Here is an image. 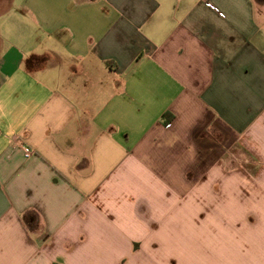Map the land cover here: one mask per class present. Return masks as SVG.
<instances>
[{
    "label": "crops",
    "instance_id": "0c3cea01",
    "mask_svg": "<svg viewBox=\"0 0 264 264\" xmlns=\"http://www.w3.org/2000/svg\"><path fill=\"white\" fill-rule=\"evenodd\" d=\"M0 264H264V0H0Z\"/></svg>",
    "mask_w": 264,
    "mask_h": 264
},
{
    "label": "built area",
    "instance_id": "2783aa9c",
    "mask_svg": "<svg viewBox=\"0 0 264 264\" xmlns=\"http://www.w3.org/2000/svg\"><path fill=\"white\" fill-rule=\"evenodd\" d=\"M212 9H214V7L213 6H210ZM18 142H20V140H17ZM19 144H21V142L19 143ZM21 146H22V148H23V152H24V156L25 157H29L30 155H32V150L29 148V147H27V146H25V145H22L21 144Z\"/></svg>",
    "mask_w": 264,
    "mask_h": 264
}]
</instances>
